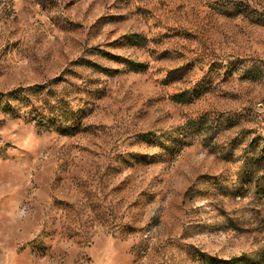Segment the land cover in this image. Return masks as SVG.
<instances>
[{
	"label": "rangeland",
	"instance_id": "374dc122",
	"mask_svg": "<svg viewBox=\"0 0 264 264\" xmlns=\"http://www.w3.org/2000/svg\"><path fill=\"white\" fill-rule=\"evenodd\" d=\"M262 140L264 0H0V264H264Z\"/></svg>",
	"mask_w": 264,
	"mask_h": 264
},
{
	"label": "trees",
	"instance_id": "16d2710c",
	"mask_svg": "<svg viewBox=\"0 0 264 264\" xmlns=\"http://www.w3.org/2000/svg\"><path fill=\"white\" fill-rule=\"evenodd\" d=\"M255 71H248L245 73V77L247 80L249 81H257L260 76H255ZM187 93L184 94H180L177 96V100L180 103H190L192 100L191 96H186ZM27 99V98H26ZM64 100H57V102L55 103V105H53V107L51 108L52 110H50V115L49 118L47 116L44 115H37L36 118L32 119L33 122H35L39 127H44L46 126L47 128H49V130L51 131H56L58 132L60 135L63 136H74L76 135L78 132H80V123H78V120H76L74 118V115L70 112V113H66L64 114V111H60V105L64 104ZM57 105V107H55ZM67 104H64L63 107H66ZM62 107V106H61ZM56 108V109H55ZM46 118V120H45ZM264 142V140H262ZM256 148L259 147L258 145L255 146ZM208 264H216L215 262H211ZM222 264H235L233 262H229V263H223Z\"/></svg>",
	"mask_w": 264,
	"mask_h": 264
}]
</instances>
